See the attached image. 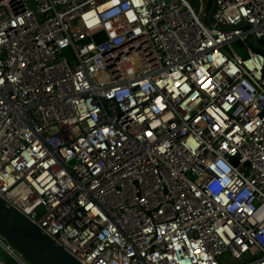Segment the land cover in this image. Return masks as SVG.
<instances>
[{
	"label": "built area",
	"instance_id": "1",
	"mask_svg": "<svg viewBox=\"0 0 264 264\" xmlns=\"http://www.w3.org/2000/svg\"><path fill=\"white\" fill-rule=\"evenodd\" d=\"M212 1L0 0V198L80 264H264V0Z\"/></svg>",
	"mask_w": 264,
	"mask_h": 264
},
{
	"label": "water",
	"instance_id": "2",
	"mask_svg": "<svg viewBox=\"0 0 264 264\" xmlns=\"http://www.w3.org/2000/svg\"><path fill=\"white\" fill-rule=\"evenodd\" d=\"M0 234L30 264H80L34 223L0 198Z\"/></svg>",
	"mask_w": 264,
	"mask_h": 264
},
{
	"label": "rangeland",
	"instance_id": "3",
	"mask_svg": "<svg viewBox=\"0 0 264 264\" xmlns=\"http://www.w3.org/2000/svg\"><path fill=\"white\" fill-rule=\"evenodd\" d=\"M190 3L196 7L197 5V0H189ZM212 0H208L207 4H206V11H210L211 7H212ZM259 45L262 48V50L260 49V51L263 53L264 55V39L259 41ZM250 47L251 49L255 50V47L252 45V43H250ZM234 49L236 51L237 54H241L243 55V51L242 49L238 46V44L234 45ZM257 50V49H256Z\"/></svg>",
	"mask_w": 264,
	"mask_h": 264
},
{
	"label": "trees",
	"instance_id": "4",
	"mask_svg": "<svg viewBox=\"0 0 264 264\" xmlns=\"http://www.w3.org/2000/svg\"><path fill=\"white\" fill-rule=\"evenodd\" d=\"M97 38L101 39V38H102V36H98ZM12 264H15V263H13V262H12Z\"/></svg>",
	"mask_w": 264,
	"mask_h": 264
},
{
	"label": "bare ground",
	"instance_id": "5",
	"mask_svg": "<svg viewBox=\"0 0 264 264\" xmlns=\"http://www.w3.org/2000/svg\"><path fill=\"white\" fill-rule=\"evenodd\" d=\"M108 4H104L102 7H105V6H107Z\"/></svg>",
	"mask_w": 264,
	"mask_h": 264
}]
</instances>
